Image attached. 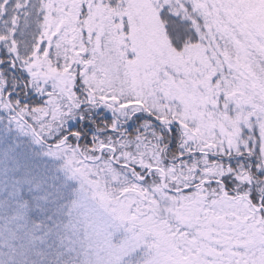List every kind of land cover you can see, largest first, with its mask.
Wrapping results in <instances>:
<instances>
[{
	"label": "snow or ice",
	"instance_id": "obj_1",
	"mask_svg": "<svg viewBox=\"0 0 264 264\" xmlns=\"http://www.w3.org/2000/svg\"><path fill=\"white\" fill-rule=\"evenodd\" d=\"M81 172L162 200L175 264H264V0H0V236L64 246Z\"/></svg>",
	"mask_w": 264,
	"mask_h": 264
},
{
	"label": "rangeland",
	"instance_id": "obj_2",
	"mask_svg": "<svg viewBox=\"0 0 264 264\" xmlns=\"http://www.w3.org/2000/svg\"><path fill=\"white\" fill-rule=\"evenodd\" d=\"M73 179L76 186L64 201V246L56 238V245L49 249L46 242L29 237V241L24 242L21 232L17 233L15 239L8 237L9 243L17 242L20 249L35 252L31 263H25V258L18 255L17 264H48L54 258L61 264H175L174 250L163 224L154 234L132 227L124 219L132 201L143 209L145 202L142 196L145 200L154 201L150 194L126 187L122 178L113 173H100L93 178L81 172ZM103 184L110 189L119 186L114 189L113 200L118 195L127 196L123 198L124 208L111 207L106 203ZM6 238L7 235H3V239ZM69 247L72 249L70 252ZM54 249L55 254L48 257V251Z\"/></svg>",
	"mask_w": 264,
	"mask_h": 264
},
{
	"label": "trees",
	"instance_id": "obj_3",
	"mask_svg": "<svg viewBox=\"0 0 264 264\" xmlns=\"http://www.w3.org/2000/svg\"><path fill=\"white\" fill-rule=\"evenodd\" d=\"M103 188L105 189L104 199L109 206L124 208L125 203L123 202V198H126L127 196L122 197L118 195V197L115 200H113V196L115 194L114 189L119 188V186L118 187L116 186L110 189V188H107V185L103 184ZM118 191H121V190H118ZM141 198L145 202V208L143 209L141 208V206L137 207V204L135 203V201H132L131 208L127 209V214L124 217V219L130 225H132V227H137L138 229L144 230L148 233L155 234L157 233L156 231H158L159 227L163 224L162 222L163 218L167 215V212L165 211L163 207V201L161 200V203L158 204L155 200L154 201L145 200L144 196H142ZM2 225H3V222L0 221V227H2ZM164 231H165V226H164ZM20 236H21L22 241L24 242L29 241L28 237L25 236L23 232L20 233ZM169 239L171 240L170 237ZM46 243L48 245V248L50 249L56 245V239H49L46 241ZM53 254H55V249L52 251H48V257H50ZM0 255L2 256L0 259L1 262L7 261V260L9 261L11 259V260H15L17 264L18 255H22L26 260L25 263H31L35 257V252H28L27 249H24V250L20 249L17 242L13 241L12 244L9 243L8 236L5 240L3 239V236H0ZM50 263L51 264H61V262L56 261L55 258L52 261H50L48 264Z\"/></svg>",
	"mask_w": 264,
	"mask_h": 264
}]
</instances>
